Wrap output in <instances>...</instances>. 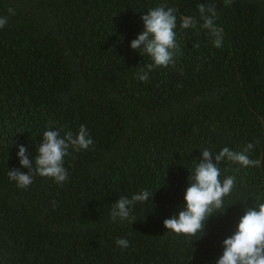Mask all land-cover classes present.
<instances>
[{"label":"trees","instance_id":"trees-1","mask_svg":"<svg viewBox=\"0 0 264 264\" xmlns=\"http://www.w3.org/2000/svg\"><path fill=\"white\" fill-rule=\"evenodd\" d=\"M200 4L215 7L223 47L202 27ZM159 5L177 9L180 53L142 82L151 61L130 44L141 14ZM3 16L0 264H215L245 208L264 203V0H0ZM181 16L196 26L179 28ZM80 125L93 143L69 150L66 182L9 179L28 171L19 146L33 159L44 131ZM249 143L260 164L221 162V179L235 184L205 234L167 232L201 152ZM143 190L153 196L134 205L132 224L111 220L112 203Z\"/></svg>","mask_w":264,"mask_h":264},{"label":"clouds","instance_id":"clouds-1","mask_svg":"<svg viewBox=\"0 0 264 264\" xmlns=\"http://www.w3.org/2000/svg\"><path fill=\"white\" fill-rule=\"evenodd\" d=\"M225 3L230 4L231 0H225ZM7 11L10 15L15 14L14 8L10 7ZM198 11L203 21L202 27L212 38L213 46L223 47V29L215 23L217 15L215 7L200 4ZM176 12L177 9L174 7L159 5L141 14L143 29L131 41L130 47L138 50L142 56H148L151 62L145 66L147 70L141 68L137 73L140 81H147L148 73L153 69L175 63V57L180 53V45L176 39ZM7 23L8 16L0 17V28H4ZM195 26L196 20L193 17L181 16L179 28L189 29ZM92 143L93 140L85 125H80L75 133L70 129L46 130L37 146L34 163L26 154V148L23 145L19 146L17 153L19 163L28 171L22 172L12 168L7 175L11 181L16 182L18 188L31 185L36 175L52 178L57 184H62L68 179L64 158L70 154L69 150L76 152L87 150ZM254 147V143H249L239 152L223 147L215 154L210 149H204L187 178L188 186L184 192L183 205L177 213L163 221L167 232L186 237L196 236L197 233L204 235L207 220L217 212L225 210L224 197L232 192L235 184L234 177L221 179V162L239 164L241 167L258 166L260 161L250 159L247 154ZM152 196L153 192L148 190L134 193L131 198L120 196L112 203L111 220L127 221L132 224L136 220L131 215L134 205L144 203ZM115 243L122 248L129 246V241L125 238H118ZM222 244V254L216 259L215 264H264V203L246 207L233 234L225 238Z\"/></svg>","mask_w":264,"mask_h":264}]
</instances>
